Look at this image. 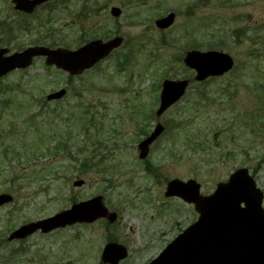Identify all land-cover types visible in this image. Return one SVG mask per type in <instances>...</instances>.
I'll return each instance as SVG.
<instances>
[{
	"label": "rangeland",
	"instance_id": "rangeland-1",
	"mask_svg": "<svg viewBox=\"0 0 264 264\" xmlns=\"http://www.w3.org/2000/svg\"><path fill=\"white\" fill-rule=\"evenodd\" d=\"M39 12L38 29L33 21L24 30L11 0H0V46L13 54L37 45L76 49L94 38L124 43L71 82L43 59L0 80V194L13 196L0 208V264H100L110 241L127 250L121 264H148L195 218L164 197L170 181L193 180L208 196L246 168L264 188V0H56ZM170 13L173 25L160 32L154 20ZM197 46L229 55L231 72L194 82L179 59L183 48ZM165 79L193 82L179 103L146 122ZM62 88L63 99L45 100ZM155 123L165 133L141 161L138 142ZM77 180L83 186L75 188ZM94 197L117 215L109 231L75 225L51 237L7 240Z\"/></svg>",
	"mask_w": 264,
	"mask_h": 264
},
{
	"label": "water",
	"instance_id": "water-1",
	"mask_svg": "<svg viewBox=\"0 0 264 264\" xmlns=\"http://www.w3.org/2000/svg\"><path fill=\"white\" fill-rule=\"evenodd\" d=\"M46 1L48 0H14V3L17 10L30 13L36 5ZM120 14L118 9L111 10V15L115 18ZM173 19V15H169L155 22V25L158 29L165 30L172 25ZM121 44L120 38L106 43L94 41L73 52L33 47L9 57H5L6 50H0V79L15 70L26 69L36 57H44L47 66H55L70 75H78L106 58ZM184 64L195 71V80L200 82L208 77L227 73L233 62L222 53L191 52L187 54ZM187 84L186 81L163 83L160 106L156 113L158 117L182 97ZM64 94L65 91L61 90L47 99L58 100ZM162 130L158 125L152 135L139 145L140 159L147 156L149 145ZM75 186H81V182L75 183ZM165 197H177L193 204L199 219L150 264H264V212L261 209V195L246 170H239L231 175L228 182L219 184L215 193L209 197L200 196L199 185L195 181L184 183L179 180L168 183ZM10 201L9 196H0V206ZM241 204L244 208L240 207ZM106 216L107 211L101 206L100 199L95 198L74 205L53 218L21 227L11 234L9 240L23 239L38 230L48 233L75 223H92ZM108 219L112 223L116 215H109ZM125 256L122 247L109 244L103 251L102 259L109 264H117Z\"/></svg>",
	"mask_w": 264,
	"mask_h": 264
},
{
	"label": "flooded vegetation",
	"instance_id": "flooded-vegetation-1",
	"mask_svg": "<svg viewBox=\"0 0 264 264\" xmlns=\"http://www.w3.org/2000/svg\"><path fill=\"white\" fill-rule=\"evenodd\" d=\"M29 1H32V0H29ZM14 3V0H11V5H12V7H13V10H14V12L17 14V18H19V20H21V22H28L27 24H26V27L24 28V29H26V28H29V29H31L32 28V24H31V22H35V18H36V16L37 15H39L40 14V12H39V10L41 9V8H45V7H48L51 3H53V2H48V3H46L45 5H40V6H35L33 9H32V11L30 12V14H25V13H22V12H18V11H15V5L13 4ZM27 18V20L25 21V19ZM28 18H29V21H28ZM17 22V21H16ZM18 24H19V22H17ZM36 23V22H35ZM2 22H0V28L2 27ZM37 24V23H36ZM16 25V24H15ZM6 24H5V28H6ZM34 26V25H33ZM4 28V29H5ZM6 32L8 33V30L6 29ZM0 49H5L6 51H8L9 52V54H10V50H8L7 48H5V47H1L0 46ZM185 80H187V79H185ZM155 113V112H154ZM153 113V114H154ZM152 114V112H150V113H148V114H146L145 115V117H144V121H146V122H149L150 120H152L154 117V115ZM144 115V114H143ZM156 124V123H155ZM164 125V124H163ZM154 127H155V125H154ZM165 127L166 126H163V128H164V131H165ZM250 132H251V130H250ZM263 132H264V130H263ZM151 132H146L145 134H143V137H142V139H144V138H146V137H148V135L150 134ZM254 133H256V131L254 130ZM264 135V134H263ZM141 139V140H142ZM141 140H139V142L141 141ZM139 142H138V144H139ZM100 145V143H97L95 146H94V149H96L98 146ZM138 146V145H137ZM102 147V146H101ZM100 147V148H101ZM105 147V145L103 146V148ZM86 148L87 147H84V146H79L78 147V151H85L86 150ZM151 149V148H150ZM150 152V151H149ZM92 158V157H91ZM90 158V159H91ZM89 161V160H88ZM91 162H92V159H91ZM91 162H90V165H91ZM83 167L84 166H82V169H83ZM85 169L87 168V167H84ZM84 184V183H83ZM81 186H83V185H81ZM45 189V188H44ZM258 189H259V191H260V193H261V196H262V198H261V207H262V209H263V211H264V188L263 187H258ZM39 192H40V190H38ZM215 191V189L213 190V192ZM212 192V193H213ZM41 193H42V191H41ZM211 194V193H210ZM170 199H172V200H175V201H178V202H181L182 204H184L185 206H187V207H189L194 213H195V211H194V208H193V206H188L186 203H184L183 201H181V200H179L178 198H170ZM89 200V199H88ZM86 201V200H85ZM81 202H83V201H81ZM195 218L194 219H192V220H190L189 221V225L188 226H186V229L189 227V226H191L193 223H195L196 222V220H197V214L195 213ZM51 216H49V217H47V218H50ZM47 218H42V219H39V220H36V221H33V222H37V221H42V220H44V219H47ZM108 218L106 217V218H102V219H96L95 221H93L92 223H89V224H87V223H79V224H74V225H70V226H68V227H65V228H62V229H56V230H53V231H51V232H49V233H46V234H43L42 232H36V233H38L39 235H44V237H51L52 235H54V234H58L59 232H62L63 230H65L66 228H72V227H74L75 225H78V226H81V227H91L92 225H94V224H98V223H101V226L103 227V229H105L106 231L108 230L109 231V229L107 228V223L108 224H111V223H109V221L107 220ZM33 222H29V223H33ZM28 223V224H29ZM112 225V224H111ZM186 229H184V230H186ZM183 232V231H182ZM35 233V234H36ZM181 233V232H180ZM179 233V234H180ZM81 235H82V233H80ZM178 234V235H179ZM34 235V234H33ZM32 235V236H33ZM177 235V236H178ZM176 236V237H177ZM31 237V236H30ZM26 238H28V237H26ZM26 238H24V239H22V240H25ZM22 240H18L17 242H20V241H22ZM112 241H110L109 243H111ZM106 246V245H105ZM105 246H103V248L105 247ZM167 246V245H166ZM102 248V249H103ZM99 262H102V263H100V264H109V263H107V262H105L103 259H102V254H101V258H100V261ZM122 263V261L120 260L117 264H121Z\"/></svg>",
	"mask_w": 264,
	"mask_h": 264
}]
</instances>
